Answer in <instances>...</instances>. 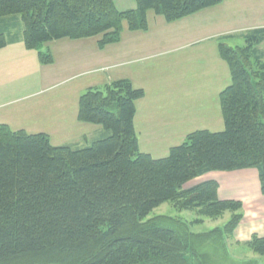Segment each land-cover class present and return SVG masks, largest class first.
I'll return each instance as SVG.
<instances>
[{
    "label": "trees",
    "instance_id": "16d2710c",
    "mask_svg": "<svg viewBox=\"0 0 264 264\" xmlns=\"http://www.w3.org/2000/svg\"><path fill=\"white\" fill-rule=\"evenodd\" d=\"M136 3L119 11L113 0H0V24L22 27L26 49L51 65L44 44L99 37L103 49L121 41L125 23L131 32L146 31L148 11L173 23L221 0ZM7 31H0V50L8 46ZM244 38L243 47L219 46L232 79L220 94L224 131L191 133L165 158L140 151L134 120L145 92L128 80L80 97L78 120L105 131L88 147H56L47 134L0 124V264H208L172 227L140 223L183 199L182 209L197 208L209 219L236 213L222 229L233 234L241 202L220 200L215 181L184 190L212 172L256 169L264 197V57L257 49L264 29ZM130 223L135 231L125 234ZM247 247L264 257V237Z\"/></svg>",
    "mask_w": 264,
    "mask_h": 264
},
{
    "label": "crops",
    "instance_id": "0c3cea01",
    "mask_svg": "<svg viewBox=\"0 0 264 264\" xmlns=\"http://www.w3.org/2000/svg\"><path fill=\"white\" fill-rule=\"evenodd\" d=\"M134 9L136 8L132 10ZM177 23L182 25L181 36L186 39L185 48L194 47L196 51L192 55L194 58L205 59L207 53L206 49L202 48L203 45L216 41L213 50H210V54L213 56L211 60L215 64L214 70L210 69L205 76H202L198 71V80L203 78L204 84L199 95L194 96L193 103L196 104L194 108L191 106L183 108L177 118L173 119L175 115L171 116L167 113L166 116L171 117L165 122V47L161 48L160 42L155 43L148 39L139 40L137 38L140 37H136L129 30L127 35L123 34L121 42L108 45L103 49H99V37L81 40L63 39L42 46L54 60L51 65H43L39 60L38 52L26 49L22 30L17 39H7L8 46L0 50V74L9 70L8 67L13 68L12 65L22 64L29 70L23 76V81L30 82L29 85L37 81L38 86L17 95L10 104L20 103V106L16 108L12 117L9 113L3 116V112H0V124L8 125L13 131L47 134L53 143L52 138L57 133L56 129L68 125L74 126L76 122L87 124L78 120V111L79 99L88 89L102 88L118 80H128L134 88L142 89L145 92V97L136 102L137 112L134 120L139 148L140 136L146 134V130H149L150 136L160 138L157 142H161V144L169 143L165 141V138L175 139L177 136L183 144L187 136L192 133L182 132V129L190 128L187 123L194 122L196 118L199 120L203 114L212 112V109H196L202 106L197 103L199 98L206 103H213L216 107L213 112H220L223 118L220 94L231 85L232 79L228 64L221 56L219 57L220 53L218 55L217 51H219L220 44L229 46L234 41L242 43L241 46L235 47H243L245 46L244 37L248 33L264 29V0H221L219 5L186 17ZM188 24L191 26L186 28ZM8 32L10 36L13 34ZM229 47L235 48L234 46ZM257 49L264 57V42ZM160 58H162L161 62L155 63L157 64L155 66L153 61ZM143 62L147 63L145 69H126L130 65ZM217 66L220 67V72H218ZM151 75L152 83L148 84V87L141 85V80H148L147 77ZM77 79L82 80L73 86L69 108L68 106L60 108L58 99L55 100L57 102L54 101L56 97L58 98V93L53 94V92L48 99H42V101L39 99V95L54 91L60 84L70 83L71 80ZM218 80L221 81V85L215 89ZM212 88L215 89L213 93ZM208 99L212 101L208 102ZM152 117L153 119H151ZM18 118L33 120L29 124L20 125L15 123ZM183 122L186 125L181 126ZM13 124L15 127L18 126L17 129ZM92 131L100 132L99 138L105 135V131L100 128H94ZM69 140L59 141L60 145L56 147L85 148L98 138L83 134L80 139L78 137L77 140ZM207 181L218 183L217 196L220 200L242 203L240 211L242 221L233 234L236 242L246 244L251 241L254 234L263 238L264 197L261 193L258 171L248 169L235 172H213L194 182L204 183Z\"/></svg>",
    "mask_w": 264,
    "mask_h": 264
},
{
    "label": "rangeland",
    "instance_id": "374dc122",
    "mask_svg": "<svg viewBox=\"0 0 264 264\" xmlns=\"http://www.w3.org/2000/svg\"><path fill=\"white\" fill-rule=\"evenodd\" d=\"M116 8L119 11L132 10L137 7L136 0H113ZM195 15V14H194ZM22 25V23H20ZM147 30L146 31H135L133 34L139 40L148 39L154 41L155 43L160 42V47H165V122H167L171 116L175 115L173 119L177 118L181 114L182 109L186 107H193L196 103L194 102V96L199 95L202 85L204 84L203 78L198 80V71L201 72L202 76H205L208 71H212L215 68V64L211 58L213 57L210 54V50H213L216 41L206 43L203 45V49H206V58H194L192 55L196 53L194 47L185 48V38L181 36L182 25L177 23H166L164 17L156 15L153 11L147 12ZM191 24H188L186 28L190 27ZM7 31V28L0 24V31ZM22 31V27L19 29L18 24H14V27H11L10 32L13 33L10 36V33L6 32V38H16L18 34ZM128 27L127 24H124L123 34L127 35ZM131 32V31H130ZM148 32V33H145ZM122 34V37L124 35ZM134 37V38H136ZM122 41V39H121ZM120 41V42H121ZM241 46L242 43L231 42L229 46ZM40 51L45 52L44 47ZM35 52H38L35 50ZM218 55H219V51ZM39 53V52H38ZM220 57V55H219ZM162 58L157 61H153L154 64L161 62ZM17 63V62H16ZM147 63H139L130 65L126 69H142L146 68ZM157 64H155L156 66ZM13 68L8 67L9 70L3 71L0 74V112H3V116L6 113L14 114L16 108L20 106V103L10 104L11 101L15 100L17 95L23 94L25 90L31 89L34 86L37 87V81L33 82L32 85H29L30 82L23 81V76L29 71L25 68V65L16 64L12 65ZM153 66V65H152ZM226 66V65H225ZM218 72H220V67H216ZM80 77V76H78ZM231 78V74H230ZM148 80H141V85L148 87L152 83V75L147 77ZM82 79L71 80L70 83L66 82L60 84L54 91L47 92L44 95H39V99H48L50 94L58 93V106L60 108L69 105L70 94L72 92L73 86ZM231 82V80H230ZM138 83V82H137ZM25 85V86H24ZM140 85V84H139ZM221 85V81L218 80L217 89ZM27 86V87H26ZM212 88V93L215 90ZM224 91V90H223ZM153 98V97H152ZM212 101L211 99L207 100ZM57 102V101H55ZM201 107L196 109H212V112L209 114H203L201 119L194 120L192 123H187V126L190 128L182 129V132H196V131H210L212 133H218L224 131V122L221 116V113H214L213 110L216 109L214 104L206 103L202 99H198V102ZM6 104V105H5ZM5 105V106H3ZM69 108V106H68ZM156 109V107H154ZM219 109V107H218ZM171 114L170 117L166 114ZM153 119V117L151 118ZM31 120L20 119L16 120V124L26 125L29 124ZM75 122V120H74ZM186 125L182 123L181 126ZM15 127V125L13 124ZM177 127V125H174ZM18 127V126H16ZM15 127V128H16ZM20 127V126H19ZM94 128H100L104 130L103 127L98 125L82 124L75 123L74 126L68 125L64 128L56 129L57 133L52 138L54 146H59V141H69L77 140L82 137L83 134L99 139L100 132L92 131ZM17 129V128H16ZM152 133V132H150ZM137 134V133H136ZM138 138V137H137ZM160 138L156 136H150L149 130H146V134L140 136V150L141 153L149 154L155 159H161L168 156L169 149L176 147L182 144L180 138H165V144L157 142ZM149 142H146L148 141ZM213 173V172H212ZM210 174V173H209ZM208 175V174H206ZM200 176L189 183L184 187V190L191 189L201 183H195L194 181L206 176ZM203 183V182H202ZM183 199H177L170 203H165L159 208L155 209L145 220L140 224L144 226H167L172 227L179 236H182L188 242V245L192 247L197 254L203 258V260L208 264H264V257H261L254 252H252L247 243H237L233 238V234L223 233L222 229H225L230 220L235 216L236 213L225 212L222 216L209 219L201 213L197 208L185 210L182 209ZM242 221V220H241ZM240 221V223H241ZM125 234H131L135 231V226L131 223L127 224ZM240 225V224H239ZM239 227V226H238ZM237 227V228H238ZM221 230V231H220ZM237 230V229H236ZM235 230V231H236ZM249 233V231H247ZM254 236H257L254 234ZM253 236V237H254ZM198 260L195 261V263Z\"/></svg>",
    "mask_w": 264,
    "mask_h": 264
}]
</instances>
